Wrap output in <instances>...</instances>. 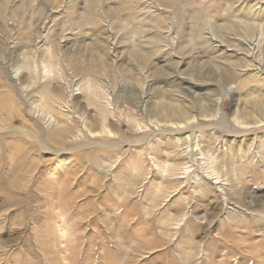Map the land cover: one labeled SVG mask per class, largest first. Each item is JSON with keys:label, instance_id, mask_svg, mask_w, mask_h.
I'll use <instances>...</instances> for the list:
<instances>
[{"label": "rangeland", "instance_id": "rangeland-1", "mask_svg": "<svg viewBox=\"0 0 264 264\" xmlns=\"http://www.w3.org/2000/svg\"><path fill=\"white\" fill-rule=\"evenodd\" d=\"M262 117L264 0H0V264H264Z\"/></svg>", "mask_w": 264, "mask_h": 264}, {"label": "bare ground", "instance_id": "bare-ground-1", "mask_svg": "<svg viewBox=\"0 0 264 264\" xmlns=\"http://www.w3.org/2000/svg\"><path fill=\"white\" fill-rule=\"evenodd\" d=\"M259 41V40H258ZM256 49V48H255ZM259 57V56H258ZM5 61V60H4ZM37 67V66H36ZM17 71H19V70H17ZM35 71L37 72V71H39L37 68H35ZM48 71V70H47ZM46 71V72H47ZM17 75L18 74H16L15 76H14V78H17ZM26 92H27V90H26ZM108 95H109V93H108ZM147 97V96H146ZM146 106V105H145ZM183 115V114H182ZM185 115V114H184ZM184 117H186V118H184L183 119V122L182 123H180V121H179V123L177 122V121H170V120H168V121H166V123H170V122H172V123H170V125L169 124H167L166 126H164V127H161L160 125H159V123H155L156 124V127H159V130L161 131V130H163V129H165L166 130V128H169V127H171V126H176L175 128H177L178 130H181L182 129V126L181 125H185V127H186V125L188 124V120L191 118V117H188L187 115H185ZM102 119H104V120H106V116L105 115H103V117H102ZM48 120H50L51 122H54V121H56L57 119L55 118V117H49L48 118ZM83 121V120H82ZM182 121V120H181ZM198 122V121H197ZM259 122V123H258ZM255 124H259L258 126H263L264 125V117H262L259 121H257V122H255ZM203 125V124H202ZM153 126H155V125H153ZM103 128H104V130H102L101 132H102V134L103 133H107L108 132V134H109V130H108V128L106 127V125H104L103 126ZM65 130H67V129H65ZM65 130H63V131H65ZM165 130H163V131H165ZM68 131H70L69 130V128H68ZM54 132V131H53ZM187 149L189 150V149H191V145H188L187 146ZM186 170V173H188L189 171H188V168H185ZM184 171V172H185ZM209 176H211V172H208L207 173ZM213 176V175H212ZM211 179H212V177H211ZM214 179V178H213ZM215 181H214V183H218V180L220 179V177L219 176H216L215 177ZM220 188H222V186H219ZM223 189V188H222ZM221 192V191H220ZM222 196H223V194H222Z\"/></svg>", "mask_w": 264, "mask_h": 264}]
</instances>
